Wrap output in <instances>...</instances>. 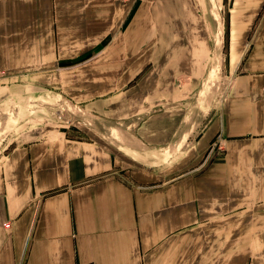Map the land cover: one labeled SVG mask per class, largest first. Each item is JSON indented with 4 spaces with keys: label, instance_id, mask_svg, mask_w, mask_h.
<instances>
[{
    "label": "crops",
    "instance_id": "0c3cea01",
    "mask_svg": "<svg viewBox=\"0 0 264 264\" xmlns=\"http://www.w3.org/2000/svg\"><path fill=\"white\" fill-rule=\"evenodd\" d=\"M215 1L216 107L207 0H0V108L76 114L3 140L0 264H264V0Z\"/></svg>",
    "mask_w": 264,
    "mask_h": 264
},
{
    "label": "rangeland",
    "instance_id": "374dc122",
    "mask_svg": "<svg viewBox=\"0 0 264 264\" xmlns=\"http://www.w3.org/2000/svg\"><path fill=\"white\" fill-rule=\"evenodd\" d=\"M209 11L214 22V54L208 62V70L206 79L203 84V89L200 96V102L205 106V95L213 91V104L217 106L219 95L226 87L228 82V74L226 68V5L220 7V4L215 0H207ZM2 79V78H1ZM0 79V80H1ZM3 108V107H2ZM0 108V158L4 154V141L14 122L30 112L46 113V115L58 122L68 123L76 114L69 111L67 105L61 100L52 96L36 99L16 98L11 100L9 104ZM12 110L19 111L18 114L10 113ZM5 111V112H4ZM154 166L158 165V161H154Z\"/></svg>",
    "mask_w": 264,
    "mask_h": 264
},
{
    "label": "built area",
    "instance_id": "2783aa9c",
    "mask_svg": "<svg viewBox=\"0 0 264 264\" xmlns=\"http://www.w3.org/2000/svg\"><path fill=\"white\" fill-rule=\"evenodd\" d=\"M263 91H264V87H263ZM4 227H8L7 224H3ZM88 264H94V263H88Z\"/></svg>",
    "mask_w": 264,
    "mask_h": 264
}]
</instances>
